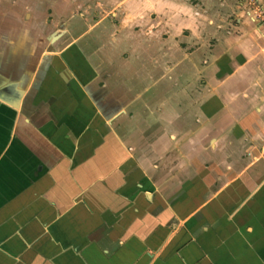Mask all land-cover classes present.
Instances as JSON below:
<instances>
[{
    "label": "crops",
    "instance_id": "1",
    "mask_svg": "<svg viewBox=\"0 0 264 264\" xmlns=\"http://www.w3.org/2000/svg\"><path fill=\"white\" fill-rule=\"evenodd\" d=\"M174 1H140L136 37L122 16L105 47L127 53L108 61L87 58L85 32H0V264H264V20Z\"/></svg>",
    "mask_w": 264,
    "mask_h": 264
},
{
    "label": "rangeland",
    "instance_id": "2",
    "mask_svg": "<svg viewBox=\"0 0 264 264\" xmlns=\"http://www.w3.org/2000/svg\"><path fill=\"white\" fill-rule=\"evenodd\" d=\"M125 0H0V32L4 31V28H8V26H11L10 23L8 22H13L15 20L16 27L17 29H22L21 32H19V36H21V40L27 42L31 41V32H34L37 30L38 32V39H43L45 42L48 37L50 36L49 34L52 32L53 34L59 33L62 28L65 27L69 31V37H66V42L71 41L75 36H78L81 33L85 32V35L82 37L79 41V45L85 46L86 44L90 45V48H88L85 51V54L87 55V58L93 57V55L96 56L97 59L102 58L103 60L108 61L110 57L114 58L115 55L122 57L121 53H127L126 49L125 50H119V51H110L109 47H105L110 45V37L111 35H115V26H119V21L122 18V16L130 15L134 17V20L136 18L141 21L139 25H135L134 23L130 24L127 28L128 30H132V34H135V37L138 35V33H141L145 28L147 27V23H142L141 16L145 15L143 11L141 10V6L139 4L140 1L142 0H130L128 3L130 6L125 7H119L118 9L116 7L119 6L121 2ZM170 2V0H166ZM174 1V0H172ZM181 1L182 3H189V0H178ZM199 4L197 5L199 8V13L200 14H207V8L209 9V6L212 4V2H207V0H197ZM212 1V0H208ZM216 1V0H214ZM207 2V3H206ZM219 2L217 5L221 8L223 7L221 2ZM238 2H240L238 0ZM175 3V1L173 2ZM139 4L138 7L136 5ZM215 4V3H214ZM133 6V7H132ZM216 6V7H218ZM139 8L137 10L136 8ZM157 7V4H155V8ZM117 9V10H116ZM137 10V12H136ZM118 12L120 17L118 20L113 21L111 18V12ZM166 13L162 14V16H165L166 22L169 24V26H173V22L170 20L169 15H172L170 12L169 8H166ZM151 12V22L157 21V16L158 13L156 12ZM168 15V16H167ZM103 17H107L109 21L100 23L101 25L97 27L96 29H93L95 24L102 19ZM131 19V18H130ZM10 20V21H9ZM168 28V26H167ZM223 29V28H221ZM100 33L97 35L95 34ZM137 33V34H136ZM206 33V32H205ZM21 34V35H20ZM101 35L102 41L99 40L98 36ZM119 35V34H118ZM122 35V34H121ZM126 37H129L131 34L127 33ZM204 34L201 33V36ZM33 36V34H32ZM145 36V35H144ZM200 36V35H199ZM198 36V37H199ZM200 36V38H196V43L193 44L195 48L199 47H204L202 42L205 40L206 42H210V39H206L204 36L203 38ZM131 37V36H130ZM150 42L151 45H153L154 48H151L149 56L151 58H158L162 56V53L159 50V47L157 45V40L159 37H161V34L155 33V34H150ZM123 38V37H122ZM168 38V36H167ZM97 39V40H96ZM202 40V41H201ZM97 41V42H96ZM167 42V41H166ZM180 42H167L165 48V59L168 60L169 58H173L175 56L172 55L173 51L175 52V49L177 48V45H179ZM102 45V51H96L99 46ZM207 45V43H206ZM77 46V44H76ZM75 48H78L77 47ZM79 46V47H81ZM201 48L200 51H203V57L205 58L207 56V52H209V48ZM195 48H192V51H196ZM96 49V50H95ZM104 49V50H103ZM183 53L189 52V48H182ZM76 51V50H75ZM69 56L73 57L72 51H69ZM93 52H96L93 53ZM176 52H179V50H176ZM77 53V52H76ZM117 53V54H116ZM81 57H83L82 53L80 52ZM92 64L94 63L91 61ZM108 63V62H107ZM144 67V66H143ZM134 69V72H137V75H141L142 72V66H132ZM147 67H144L143 69L145 70ZM150 73L151 76H156L158 74V68L156 65H150ZM166 69L168 68L167 66L165 67ZM95 69H99L98 72H101L102 74H108V73H114L113 68L108 65H105L104 63L102 66H97ZM92 71V69H91ZM131 81L128 83L130 86ZM148 85V84H147ZM146 86V85H145ZM142 83H136L134 82L132 84V88H134L135 91H140L142 89ZM113 90L111 87L107 88L106 92L111 93ZM151 94H145L144 98H148L149 95ZM169 99H166V103H168ZM170 102V101H169Z\"/></svg>",
    "mask_w": 264,
    "mask_h": 264
},
{
    "label": "built area",
    "instance_id": "3",
    "mask_svg": "<svg viewBox=\"0 0 264 264\" xmlns=\"http://www.w3.org/2000/svg\"><path fill=\"white\" fill-rule=\"evenodd\" d=\"M241 5H246L253 14L254 21L264 20L263 8L259 0H239Z\"/></svg>",
    "mask_w": 264,
    "mask_h": 264
},
{
    "label": "flooded vegetation",
    "instance_id": "4",
    "mask_svg": "<svg viewBox=\"0 0 264 264\" xmlns=\"http://www.w3.org/2000/svg\"><path fill=\"white\" fill-rule=\"evenodd\" d=\"M47 73H48L47 71L46 72L43 71V73H41V75H39L40 77H39L38 81H36L34 83V89H33V91L36 92V94H35L36 97H39L40 96V92L44 90L43 89V86H42L44 84V79H42V78L44 77V75H47Z\"/></svg>",
    "mask_w": 264,
    "mask_h": 264
}]
</instances>
